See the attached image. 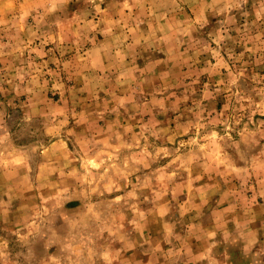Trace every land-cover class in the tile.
<instances>
[{"label":"clouds","instance_id":"clouds-1","mask_svg":"<svg viewBox=\"0 0 264 264\" xmlns=\"http://www.w3.org/2000/svg\"><path fill=\"white\" fill-rule=\"evenodd\" d=\"M31 2L38 7L31 12L32 23L27 31L21 34L16 27L3 30V35H0V62L5 65L4 69H0V92L4 91V82L11 83L14 89L25 85L29 100L24 103L29 107L38 92L27 87L31 80L25 81L34 63L31 45L26 40L40 39L43 42L49 34L73 25L82 35L99 24H106L104 31L107 32L118 28L121 21H132L137 31L144 25L149 37L160 33V41L167 48H178L180 43L187 46L185 53L177 52L164 59L149 52L148 63L154 65L170 61L174 66H184L186 60L183 57L187 51L202 52L207 48L214 52L217 60L215 65L209 64L202 70L210 75L228 68L219 53L222 46L233 41L232 32L236 33V41L245 43L246 51L264 50V0H122L120 20H113L110 10L101 7L105 0ZM125 10L127 15H124ZM187 10L191 11V16ZM206 14L214 18L223 17L216 19L218 28L216 25L209 27ZM205 27L209 30L204 36H193L194 32ZM205 37H210L217 48L213 50L206 41L201 44ZM153 43L157 41L146 42L145 46L151 47ZM248 43L253 45V49L247 48ZM121 50L127 51L123 43L113 49L109 64L120 66L119 71L124 72L123 78L114 74L115 82L130 85L134 80V65L124 66V58L119 55ZM128 55L132 53L129 51ZM230 59L240 57L230 55ZM188 67L191 73V65L188 64ZM90 68L98 70L99 62L90 65ZM161 73L164 74V69ZM154 75L147 73L141 79L150 82ZM242 75V72L229 69L227 81L222 78L216 83L214 91L206 84L203 99L190 110L194 119L183 124L177 122L176 131L171 135L164 129H158L154 121L146 125L139 122L141 131L133 133L135 139H124L125 133L120 129H106L101 135L90 124L89 135L81 140L78 150L69 154L65 137L61 135L67 123V117L60 119L63 110L50 112L53 123L48 124L42 117L33 119L28 111L23 112L19 118L20 126L23 137L28 141L23 145L18 143L12 123L0 125V130L5 133L0 135V213L11 210L18 218V226L10 236L14 237L11 250L0 237V264H125L127 250L133 245L139 252L148 254L147 264H154L159 255L165 257L166 264H204L205 261L214 264L216 257L213 249L218 246H222L225 256L235 253L239 257L233 264H264V221L253 225L251 215L257 196L264 197V146L260 144V140L264 139V124L254 132L245 126L238 133L240 141H236L232 132L234 125L239 123V117L222 120L219 116L213 118L211 112L206 117L203 107V100L214 99L217 94L226 91L230 94L229 100L235 98L240 104L238 111H243L245 97L240 93ZM106 78V75L99 77ZM164 91L162 87L160 93ZM257 94L259 103L250 98L247 101L253 116L256 112L264 115V89H259ZM165 99L167 97L157 99L155 93L152 100L144 97L139 103L131 96L124 101L116 98V106L111 111L119 114L121 108L125 112L131 108L133 118L140 115L142 120V114L156 108L166 113ZM12 103L9 101L10 106ZM102 116L103 113H100L95 119ZM221 124L223 134L218 129ZM185 136L186 140L176 141V137ZM56 145L65 149L63 162L58 159L53 163L48 156L50 147ZM228 149L232 150L231 155ZM165 160L166 163H158ZM17 161L20 163L17 164ZM221 163L233 173L234 179H240L245 185L242 190L253 192L248 202L249 214L243 218L235 214L221 219L223 214L218 212L217 207L209 206L204 219V223L210 225L209 230L201 231L198 225L182 222L181 232H176V224H170L161 240L144 248L137 232L140 237L143 236L147 217L160 215L161 209L169 208L170 201L164 199L169 193L175 200L181 189L191 188L200 178L198 173L195 178L189 176L185 179L182 171L195 168L218 172ZM53 172L57 173L55 182L50 179ZM133 176L136 177L135 183L131 179ZM253 178L255 185L259 186L258 192L255 186L247 188ZM44 189L51 191L44 192ZM199 191L196 189L194 200ZM22 193L27 195L22 197ZM14 200L18 201L15 205ZM141 204L150 207L142 210ZM229 206L235 205L230 203ZM186 207L189 211L193 210L191 205ZM196 215L199 216L198 210ZM229 222L234 224L233 230L224 228ZM193 238L202 242L196 247L195 254L185 243ZM161 244L168 246L167 252L162 251ZM138 264H143V260Z\"/></svg>","mask_w":264,"mask_h":264},{"label":"rangeland","instance_id":"rangeland-1","mask_svg":"<svg viewBox=\"0 0 264 264\" xmlns=\"http://www.w3.org/2000/svg\"><path fill=\"white\" fill-rule=\"evenodd\" d=\"M121 3L122 0H105L101 7L110 10L109 14L112 15L113 20H120ZM37 7L31 0H0V35H3V30L16 27L19 28L21 34L25 33L28 25L32 23L31 12L37 10ZM132 11L133 13L136 12L135 9ZM187 14L192 15L190 10H187ZM124 15H127V10H125ZM206 15L210 22L209 27L216 25V19L223 18H214L211 14ZM75 27L73 25L63 31L53 32L43 42L40 39L26 40L31 45L34 63L30 75L25 77V81L27 83L31 80L32 83L27 84V87L34 88L38 92L36 100L31 103V107L24 103L29 100V93L25 90V85L14 89L11 83L4 82L2 84L4 91L0 92V125L6 122L12 123L13 131L18 136V143L23 145L28 142L23 137L19 120L25 111H28L33 119L42 117L48 124L53 123L49 115L50 112L63 110L60 119L67 117V123L61 130V135L65 137L66 151L69 154L78 150L81 140L89 135L90 124L101 135L106 129L108 131L120 129L122 133H125L124 139H128L133 137V133L141 131L139 122L146 125L150 121H154L158 129H164L168 135H171L176 131L177 122L183 124L194 119L190 110L195 108L203 99L204 86L207 84L209 89L214 91L216 83L222 78L225 82L227 81L229 69L233 72L243 73L240 77V93L245 97L244 110L238 111L240 104L235 98L229 100L230 94L222 91L214 99L203 100L204 115L207 117L211 112L213 118L219 116L222 120L239 117V123L234 125L235 130L232 132L233 139L236 141H240L241 137L238 133L242 132L245 126L249 131L254 132L264 124V115L256 112L253 116L247 103L249 98L259 103L258 90L264 89V50L246 51L245 43L236 41L235 32L231 33L233 41L227 42V46H222L219 53L228 64V68H222L219 74L210 75L202 70L209 64L215 65L217 60L214 52L208 51L207 48L202 52L187 51L186 56L183 57L186 60L184 66H174L170 61L154 65L148 63L147 54L149 52L164 59V57L175 55L177 52L185 53L187 46L180 43L178 48H167L160 41L161 34L156 33L154 37H149L144 25H141L137 31L132 21H121L118 28L107 32L104 31L107 25L99 24L83 35L80 31H76ZM209 27H205L203 30L198 29L197 32L193 33V36H204ZM216 27L218 28L219 25ZM152 40L157 41V43H153L151 47L145 46L146 42L151 43ZM205 41L211 45L213 50L217 48L210 37H205L201 44ZM121 43L127 49V51L121 50L119 52V55L124 58V66L134 65L132 70L134 80L130 85L117 84L113 78L114 74L123 78L124 72L119 71L120 66L109 64V60L114 54L113 49L118 48ZM247 48L253 49V45L248 43ZM129 51L132 53L131 56L128 55ZM24 54L27 55V50L24 51ZM230 55L240 57V59H230ZM97 62H99L100 68L93 71L90 65H96ZM188 64L192 67L191 73ZM4 67V63L0 62V69H4ZM162 69H164V74L161 73ZM147 73L155 74L150 82L141 79ZM101 75H106L107 78L99 79ZM162 87L165 89L163 94L160 93ZM235 90L233 89V91ZM154 93L157 99L167 97L164 100L165 107L168 109L166 113H162L159 108H156L150 113L142 114L141 120L140 115L133 118L134 111L131 108L128 112L121 108L119 114L111 111L116 106V98L124 101L128 96H131L139 103L144 97L152 100ZM186 95L187 99H185ZM9 101H13L11 106ZM226 105L229 107L226 108ZM100 113H103L102 118L95 119ZM218 129L223 134V124L219 125ZM49 130L52 131L51 128ZM4 134V131L0 130V135ZM5 139L7 140L6 136ZM180 139L186 140L187 136L176 137L177 142ZM109 142L105 141V143ZM149 142L151 143L152 140ZM140 143H144V141H140ZM157 143H163V141H157ZM260 144L264 146V139L260 140ZM63 151L65 149L56 145L50 147L48 156L51 157L53 163L58 159L63 162ZM227 151L229 155L232 154L231 149ZM166 162V160L158 161L161 164ZM19 163L20 161H17V164ZM198 173L199 180H195L191 188L181 189L175 200H172L171 193L164 197L165 200L170 201L168 209H161L160 215L147 217L143 226V236L140 237L139 232H137V237L140 238L144 248L161 240L165 228L170 224H176V232H181L182 222L198 225L201 231L209 230L210 225L204 223L209 206L217 207L218 212L223 214L221 219L233 217L235 214H239V218H243L249 214L248 202L251 200L253 192L242 190L245 189V185L240 179H234L233 173L225 169L223 163H221L218 172L195 168L191 171H182L185 179L189 176L195 178ZM56 176L57 173L53 172L50 179L55 182ZM131 179L133 183L136 182L135 176ZM252 186L256 187L257 192L259 191V186L255 185L254 178L247 188L250 189ZM196 189L200 191L194 200ZM3 191L6 192L7 190L4 189ZM49 191L51 189H44V192ZM26 195V193L21 194L22 197ZM4 199L7 202V196ZM201 199H203V207H201ZM16 203L18 201L14 200L13 204ZM230 203L235 206L230 207ZM187 205H191L193 210H187ZM149 207L150 205L141 204L142 210H147ZM197 210L199 216L196 215ZM251 215L253 225L264 221V197L257 196L256 202L251 207ZM17 226L18 218L14 216L11 210L7 213H0V237L4 238L3 242L9 250L12 248V240L14 239L10 236ZM224 228L233 230L234 224L229 222L224 225ZM185 243L193 254L196 252V247L202 244L194 238ZM220 247L222 248V246L217 248ZM161 249L167 252L168 246L161 244ZM230 256L232 261L239 259L235 253ZM228 258V256L221 255L218 260L215 259L214 264H227ZM141 259L143 264H147L148 254L139 252L137 247L133 245L127 250L125 264H138ZM205 263L207 264L206 261ZM154 264H166L165 257L159 255L154 260Z\"/></svg>","mask_w":264,"mask_h":264},{"label":"crops","instance_id":"crops-1","mask_svg":"<svg viewBox=\"0 0 264 264\" xmlns=\"http://www.w3.org/2000/svg\"><path fill=\"white\" fill-rule=\"evenodd\" d=\"M221 247L220 248H217V249H213V255L216 257V259L218 260L219 259V257L222 255H224L223 253H222V251H221ZM201 250H203V247H201ZM219 253V254H218ZM229 258H228V260H227V264H232L233 263V261L231 260V256H228ZM204 264H206L205 262H204Z\"/></svg>","mask_w":264,"mask_h":264}]
</instances>
